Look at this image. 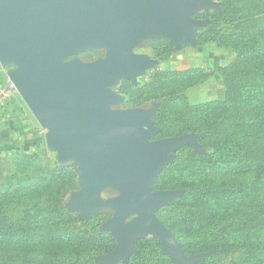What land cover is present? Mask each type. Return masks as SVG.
<instances>
[{
  "label": "rangeland",
  "instance_id": "obj_1",
  "mask_svg": "<svg viewBox=\"0 0 264 264\" xmlns=\"http://www.w3.org/2000/svg\"><path fill=\"white\" fill-rule=\"evenodd\" d=\"M244 7L248 14L234 17ZM191 20L217 51L225 48L228 88L202 62L188 69L173 61L172 69L148 61L115 81L111 109L146 114L151 142L178 139L151 163L146 184L158 195L153 212L176 252L189 264H264V87L251 66L253 46L264 64V0H211ZM141 48L150 59L165 56L156 44ZM107 52L88 48L63 61L91 63ZM35 129L42 146L0 158V264H178L151 230L126 238L116 252L109 223L118 189L105 186L88 203L80 163L60 162L48 130L38 120ZM138 217L129 212L124 221Z\"/></svg>",
  "mask_w": 264,
  "mask_h": 264
},
{
  "label": "water",
  "instance_id": "obj_2",
  "mask_svg": "<svg viewBox=\"0 0 264 264\" xmlns=\"http://www.w3.org/2000/svg\"><path fill=\"white\" fill-rule=\"evenodd\" d=\"M193 8L187 0H0V65H14L7 89L20 93L48 130L47 145L59 161L80 163L88 203L105 186L118 189L109 223L116 252L126 238L151 230L178 264L190 260L170 245L152 208L158 195L146 188L151 163L178 139L149 141L146 114L111 109L117 103L112 86L147 65L131 51L147 30L173 37L179 23L195 24L186 19ZM104 46L103 59L63 61ZM129 212L138 219L125 222Z\"/></svg>",
  "mask_w": 264,
  "mask_h": 264
},
{
  "label": "crops",
  "instance_id": "obj_3",
  "mask_svg": "<svg viewBox=\"0 0 264 264\" xmlns=\"http://www.w3.org/2000/svg\"><path fill=\"white\" fill-rule=\"evenodd\" d=\"M187 1L188 4L194 5L186 15V19H191L192 15L203 10L205 4L201 0ZM193 22L195 24L188 28L179 23L173 37L155 30H147L131 47V51L134 55L149 61H162L165 66L172 69L173 61H179L181 67L188 69L197 67L199 65L197 62H202L210 76L215 75L223 81L220 69L224 66L222 52L225 48H219L217 51L213 43H199L198 34L202 32V26L197 28L199 22L197 20ZM145 42L156 44L165 56L150 59L142 52V48L139 49V45ZM7 81L8 70L0 65V158L25 153L41 145L40 137H35L38 133L35 129L37 120L35 115L20 93L7 89Z\"/></svg>",
  "mask_w": 264,
  "mask_h": 264
},
{
  "label": "trees",
  "instance_id": "obj_4",
  "mask_svg": "<svg viewBox=\"0 0 264 264\" xmlns=\"http://www.w3.org/2000/svg\"><path fill=\"white\" fill-rule=\"evenodd\" d=\"M250 10H251L250 7H244V9H241V10L236 11L234 13V17H235V15L237 13H240V14L241 13H244L245 15H247L248 13H246V12L247 11H250ZM241 17H242V15H241ZM239 22L237 21V23H239ZM214 40L215 39L213 37H211V35H210L209 32H206V33L200 32L198 34V41H199V43H207V42H212ZM224 45H226V44H224ZM233 45L234 44H228V46H233ZM234 47H236V46H234ZM257 48H258L257 46L251 47V57H253V59H256L257 60V61H254L253 63H251V66L254 69V72H256V74L259 76V81L261 82L262 86L264 87V67H263L264 64L262 65V64H260L258 62V59L260 58L261 53H260V50H259L260 48H258V49ZM237 57H239V54L237 55ZM227 71H228V68H221L220 69L222 78H223V80H225L226 85L228 84L227 81L230 80L229 77H228L229 76L228 74H230V73H227ZM230 77H232V76H230ZM229 85H227V88H228ZM262 99H263L262 105L264 106V96H263ZM263 113H264V111H263ZM262 129L264 130V124H263ZM263 134H264V132H263ZM258 149H260L261 152L264 151L263 142H261V143L258 144ZM258 163H259V168H260V171H261L260 174L262 175V174H264V157H261L258 160ZM9 233L10 234H7L6 237H5V239L2 240V242L10 241L12 239V232H9ZM244 246L247 247L249 245L247 243H244ZM44 256H45L44 258L47 257V255H44Z\"/></svg>",
  "mask_w": 264,
  "mask_h": 264
}]
</instances>
